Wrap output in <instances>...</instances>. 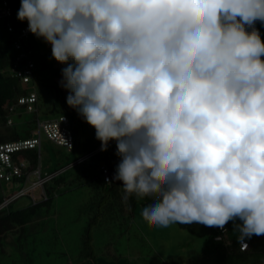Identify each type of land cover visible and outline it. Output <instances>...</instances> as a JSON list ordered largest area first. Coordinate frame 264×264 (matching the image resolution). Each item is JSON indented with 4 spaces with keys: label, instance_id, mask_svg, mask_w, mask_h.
I'll list each match as a JSON object with an SVG mask.
<instances>
[{
    "label": "clouds",
    "instance_id": "obj_1",
    "mask_svg": "<svg viewBox=\"0 0 264 264\" xmlns=\"http://www.w3.org/2000/svg\"><path fill=\"white\" fill-rule=\"evenodd\" d=\"M17 19L66 65L100 150L115 141L113 180L150 200V228L233 221L241 250L264 235V0H21Z\"/></svg>",
    "mask_w": 264,
    "mask_h": 264
},
{
    "label": "rangeland",
    "instance_id": "obj_2",
    "mask_svg": "<svg viewBox=\"0 0 264 264\" xmlns=\"http://www.w3.org/2000/svg\"><path fill=\"white\" fill-rule=\"evenodd\" d=\"M6 20L0 19V25H6ZM31 39L34 48L35 45L41 47L46 57L53 58L51 45L33 34ZM56 64L64 65L57 61ZM46 101L37 116L42 120L48 117L43 111L52 108L53 100ZM34 115L25 113L24 120L18 124L26 127ZM76 126L82 147L89 149L100 145L95 138L96 130L85 120L78 119ZM34 133L38 134L37 127ZM41 138L40 165L46 172L70 154L65 147L48 139L44 132ZM77 172L78 167L69 169L68 180L56 188L51 204L41 207L39 217L30 224L27 233L14 232V244L0 245V264H171L172 261L188 264L201 254L204 239L178 223L150 228L141 217L146 199L125 200L123 192L104 189L93 175L78 177ZM36 178L32 176V182ZM3 185L7 192L25 186L15 182ZM34 192L39 200L40 189ZM30 201V196L25 194L15 202V207L25 206Z\"/></svg>",
    "mask_w": 264,
    "mask_h": 264
},
{
    "label": "trees",
    "instance_id": "obj_3",
    "mask_svg": "<svg viewBox=\"0 0 264 264\" xmlns=\"http://www.w3.org/2000/svg\"><path fill=\"white\" fill-rule=\"evenodd\" d=\"M10 2L13 8L11 16L13 20H11V17L9 20L14 25L15 30L8 29V19L6 20V25H0V143L34 137L36 135L34 128L37 127V120L40 119L37 116H39L41 107L45 105L48 99L49 102L53 100L52 108L44 110V115L50 116L49 118L67 115L72 124L74 145L71 151L65 147L70 156L60 160L58 166L53 170H48V173L57 172L53 178L44 184L48 198L36 202L32 199L33 201L31 200L24 207H15L16 200L20 198L17 197L0 208V245L2 247L6 242L14 244L16 235L14 232L22 231L27 233L30 224L35 222L36 217H39L41 207L50 205L57 193L56 188L65 184L68 180L67 173L69 169L78 167L76 176L90 177V175H93L94 179L101 181L104 189L122 192L121 184L105 182L99 172L100 165L111 162L116 155V144L109 145L107 151L99 150L96 152L94 151L100 148L101 144L93 145L89 149L82 147L76 121L84 119L78 115L75 109L67 105L66 98L69 93L61 86V81L58 80V77L62 78V69L66 65H57L55 59H49L44 55L45 51L41 47L35 45L34 48L31 45L33 41L31 33L25 43L27 47L33 50L31 58L35 67L31 84L25 86L22 82V77L12 70V66L21 51L15 47V39L20 29L27 24V21L21 22L17 19L21 0H10ZM255 27L259 30L261 40L264 42V24L256 21ZM261 59L264 60V56ZM25 62L21 61L20 65L25 64ZM31 91H36L37 100L32 103L33 108L29 109V105L20 103L19 99L22 96H28ZM28 112L35 115L26 127H22L19 124L24 120V114ZM52 113L54 115H51ZM9 119H12L10 124L8 123ZM56 145L61 146L59 144ZM61 147L64 148V146ZM54 151L57 152L56 150ZM90 153L92 154L90 155ZM41 154L42 150L40 151L39 147L35 146L16 151L13 153V157L14 159L24 158L27 160L28 166L24 169L25 174H27L39 166ZM69 165L72 166L65 169ZM25 179L26 175L15 177L11 181L0 180V205L6 198L11 197L22 188L18 191L7 192L3 184L15 182L21 185L25 183ZM132 199L136 198L134 196L130 197V201ZM147 203H150V200L146 199L144 204ZM177 223L182 228L204 239L201 254L188 264H264V235H253L251 239L245 238L244 241L248 243V247L245 250H241L240 242L237 239L239 233L234 230L233 221H229L225 225V235L222 240L216 239L220 232L214 226H205L197 222L192 224ZM235 223H242V221L236 220ZM171 264H177V262L172 261Z\"/></svg>",
    "mask_w": 264,
    "mask_h": 264
},
{
    "label": "built area",
    "instance_id": "obj_4",
    "mask_svg": "<svg viewBox=\"0 0 264 264\" xmlns=\"http://www.w3.org/2000/svg\"><path fill=\"white\" fill-rule=\"evenodd\" d=\"M13 14V8L10 0H0V19H8L7 26L9 30H15L14 25L9 20ZM31 32L28 31V24H25L19 31L15 39V47L20 49V53L17 57L15 64L12 66V70L16 72L19 76L22 77V82L25 86L31 84L33 78V69L35 67L34 61L32 60L33 50L26 46V41ZM21 61H26L25 64L20 65ZM37 100L36 91H31L28 96L20 97V103H27L29 109L33 108L32 103ZM8 123H12V119L8 120ZM37 132L34 137L19 139L16 141H9L0 143V180L2 181H11L15 177H23L26 175L25 186L21 188L17 193L5 199V201L0 205V208L7 205L12 199L17 198L18 196L29 194L31 195L34 201H37V196L34 190L40 187L42 190L40 192V199L48 198L47 192L45 190L44 184L46 181L53 178L55 173L42 174L39 167L25 174L24 169L28 166V162L24 158L14 159L13 153L24 148H30L38 146L39 150L42 145V132L45 133L48 139L51 141L65 146L64 140H66L70 145L71 149L74 145V135L72 130V124L70 118L67 115H60L53 118H46L44 120H37ZM112 144V141L109 145ZM67 148V147H66ZM98 148L94 152L99 151ZM92 153H90L91 155ZM120 158L115 155L111 162L103 163L99 167V172L101 173L102 179L108 183H119L122 185L121 181L113 180L115 175L116 166L119 163ZM32 176H37L36 181L32 182ZM220 233L216 236V239L222 240L225 235V230H221L219 227L214 226ZM248 245L246 241H243Z\"/></svg>",
    "mask_w": 264,
    "mask_h": 264
},
{
    "label": "crops",
    "instance_id": "obj_5",
    "mask_svg": "<svg viewBox=\"0 0 264 264\" xmlns=\"http://www.w3.org/2000/svg\"><path fill=\"white\" fill-rule=\"evenodd\" d=\"M52 142H53V141H52ZM53 143H55V142H53ZM55 144H57V143H55ZM41 150H42V145H41L40 151H41ZM69 166H71V165H69ZM38 167L40 168L42 174L45 175V174L48 173V171H46V172H43V171H42V167H41L40 163H39V166H38ZM67 167H68V166H67ZM24 184H25V183H24ZM22 188H23V187H22ZM38 188L40 189V192H41L42 189H41L40 187H38ZM36 189H37V188H36ZM36 189H35V190H36ZM20 190H21V189H20ZM40 192L38 193L39 196H40ZM35 194H36V193H35ZM27 195H29V194H27ZM22 196H24V195H21V196H18V197H22ZM29 196H30V199L32 200L31 195H29ZM14 199H15V198H14ZM12 200H13V199H12ZM17 200H18V199H17ZM17 200H16V201H17ZM40 200H42V199H39V200H37V201H40ZM32 201H33V200H32ZM35 202H36V201H35ZM25 206H26V205H25ZM22 207H24V206H22Z\"/></svg>",
    "mask_w": 264,
    "mask_h": 264
}]
</instances>
